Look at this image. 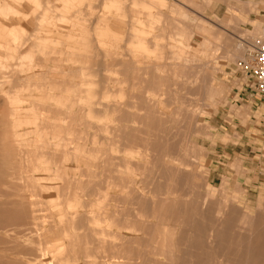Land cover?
I'll use <instances>...</instances> for the list:
<instances>
[{
    "label": "rangeland",
    "instance_id": "374dc122",
    "mask_svg": "<svg viewBox=\"0 0 264 264\" xmlns=\"http://www.w3.org/2000/svg\"><path fill=\"white\" fill-rule=\"evenodd\" d=\"M58 1L0 0V264H264V0Z\"/></svg>",
    "mask_w": 264,
    "mask_h": 264
},
{
    "label": "bare ground",
    "instance_id": "6f19581e",
    "mask_svg": "<svg viewBox=\"0 0 264 264\" xmlns=\"http://www.w3.org/2000/svg\"><path fill=\"white\" fill-rule=\"evenodd\" d=\"M57 1H58V0H57ZM58 2H59V1H58ZM60 2H62V1H60ZM10 3H13V1H12V2H9L8 5H6L7 9L13 11V15H12V16H13V19H14V18H19L20 15H18V14H19L20 12H19V10L17 11V9H18V8H17V7H18L17 4L15 3L16 7H11V6L9 5ZM51 5H52V4H51ZM63 5H64V3H63ZM70 5H71V4H70ZM53 6H54V5H53ZM53 6H52V7H53ZM16 8H17V9H16ZM7 9H6V10H7ZM52 9H53V8H52ZM62 9H65V8H62ZM56 10H57V9H56ZM65 10H68V9H65ZM1 11H2V10H1ZM21 12H22V10H21ZM57 12H58V11H57ZM1 14H2V13H1ZM57 14H58V13H57ZM5 17H6V16H5ZM7 17H8V16H7ZM33 17H34V16H33ZM49 17H50V16H49ZM31 19H32V18H31ZM54 19H55V18H54ZM79 20H80V19H79ZM99 20H101V19H99ZM51 21H52V20H51ZM82 22H83V21H82ZM87 22H88V21H87ZM20 25H21V24H20ZM41 27H42V26H41ZM64 27H65V26H64ZM69 27H70V26H69ZM60 28H61V27H60ZM67 28H68V27H67ZM63 29H64V28H63ZM91 29H92V28H91ZM59 32L61 33V31H59ZM59 32H58V33H59ZM94 32H95V31H94ZM64 34H66V33L64 32ZM69 36H70V35H69ZM30 37H31V36H30ZM35 37H36V35H35ZM70 37H71V36H70ZM17 38H19V37H17ZM25 38H26V37H25ZM33 38H34V37H33ZM258 39H262V38H258ZM258 39L256 38V39L253 40V44H252V46H251V50H250L249 55L251 54V52H252V50H253V47H254L255 41L258 40ZM16 40H17V39H16ZM16 40H15V41H16ZM22 40H23V39H22ZM36 40L39 41V39H36ZM41 40H42V38H41ZM71 40H72V37H71ZM33 41H34V40H33ZM35 42H36V41H35ZM18 43H19V42H18ZM17 45H18V44H17ZM7 47H8V46H7ZM20 47H21V45H18V46H17V48H20ZM239 47H240V45H239ZM41 48H42V47H41ZM63 52H64V51H63ZM66 54H67V53H66ZM68 55H70V54H68ZM249 55H248V58H249ZM70 56H71V55H70ZM71 57H72V56H71ZM76 59H77V58H76ZM80 60H82V59H80ZM1 66H2V65H1ZM31 66H32V65H31ZM42 66H43V65H42ZM170 66H171V65H170ZM171 67H172V66H171ZM19 68H20V67H19ZM70 68H71V67H70ZM29 69H30V68H29ZM31 69H32V68H31ZM38 69H39V68H38ZM49 69H50V68H49ZM52 69H53V68H52ZM52 69H51V70H52ZM172 69H173V68H172ZM174 69H175V68H174ZM40 70H42V69H40ZM46 70H47V69H46ZM51 70H50V71H51ZM17 71H18V70H17ZM20 71H21V68H20ZM28 71H29V70H28ZM28 71H27V72H28ZM32 71H33V70H32ZM65 71H66V70H65ZM67 71H68V70H67ZM74 71H75V70H74ZM77 71H78V70H77ZM147 71H148V70H147ZM21 72H24V71L22 70ZM30 72H31V71H30ZM46 72H47V71H46ZM7 73H8V72H7ZM10 73H11V72H10ZM12 73H13V72H12ZM35 73H36V72H35ZM91 73H92V71H91ZM98 73H99V70H98ZM13 74H14V73H13ZM24 74H25V73H24ZM26 74H27V73H26ZM42 74H44V73H42ZM49 74H51V73H49ZM66 74H67V73H66ZM92 74H93V73H92ZM145 74H146V73H145ZM27 75H28V74H27ZM34 75H35V74H34ZM46 75H47V73H46ZM56 75H57V74H56ZM36 76H38V75H36ZM39 76H40V75H39ZM41 76H42V75H41ZM50 76H51V75H50ZM64 76H65V75H64ZM68 76H69V75H68ZM24 77H25V76H24ZM52 77H54V76H52ZM34 78H36V77H33V78L31 77V78H29V79H34ZM37 78H38V77H37ZM46 78H47V77H46ZM50 78H51V77H50ZM69 78H70V77H69ZM18 79H19V78H18ZM57 79H58V78H57ZM57 79H56V80H57ZM62 79H63V78H62ZM153 79H154V78H153ZM12 80H13V79H11V81H12ZM24 80H26V79H24ZM39 80H40V78H39ZM52 80H53V79H52ZM8 81H9V80H8ZM16 81H17V80H16ZM37 81H38V80H37ZM44 81H46V80H44ZM60 81H62V80H60ZM83 81H84V80H83ZM6 82H7V81H6ZM14 82H15V81H14ZM22 82H24V81H22ZM67 82H68V81H67ZM10 83H11V82H10ZM18 83H19V82H18ZM25 83H26V82H25ZM7 84H8V83H7ZM56 84H57V83H56ZM150 85H151V84H150ZM48 86H49V85H48ZM50 86H51V85H50ZM146 86H147V85H146ZM151 86H152V85H151ZM9 87H10V86H9ZM9 87H8V88H9ZM147 87H148V86H147ZM22 88H23V87H22ZM63 89H64V88H63ZM66 89H67V88H66ZM68 89H69V88H68ZM21 91H22V89H21ZM60 91H61V90H60ZM63 91H64V90H63ZM67 91H68V90H67ZM73 91L79 92V91H77V90H73ZM70 92H71V91H70ZM76 92H74L73 95H75ZM96 92H97V91H95V93H96ZM53 93H54V92H53ZM56 93H57V92H56ZM19 94H20V93H19ZM17 95H18V94H17ZM76 95H77V94H76ZM78 95H79V93H78ZM98 95H99V94H98ZM18 96H19V95H18ZM18 98H19V97H18ZM20 98H22V97H20ZM29 98H30V97H29ZM70 99H71V98H70ZM17 101H18V100H17ZM47 112H48V111H47ZM15 113H16V112H15ZM17 113H18V112H17ZM146 115H147V114H146ZM148 115H150V112H149ZM71 116H72V115H71ZM71 116H70V117H71ZM81 116H82V115H81ZM153 116H154V115H153ZM150 117H151V116H150ZM136 118H137V117H135V119H136ZM146 118L148 119V117H146ZM146 118H145V119H146ZM132 119H133V118H132ZM137 119H138V118H137ZM149 119H150V118H149ZM140 120H141V119H140ZM147 121H149V120H147ZM65 122H66V121H65ZM67 122H68V121H67ZM65 124H66V123H65ZM146 125H147V123H146ZM66 126H68V125H66ZM93 126H94V125H93ZM72 127H73V126H72ZM44 128H45V127H44ZM90 128H91V126H90ZM140 128H141V127H140ZM66 129H67V128H66ZM125 129H126V128H125ZM142 129H143V128H142ZM61 130H62V129H61ZM148 130H149V129H148ZM148 130H147V131H148ZM139 131H140V130H139ZM64 132H65V131H64ZM73 132H74V131H73ZM134 133H135V132H134ZM73 134H74V133H73ZM133 135H134V134H132V136H133ZM126 136H127V135H126ZM153 136H154V134H153ZM5 137H6V136H5ZM87 137H88V136H87ZM156 137H157V136H156ZM15 138H17V137L15 136ZM67 138H68V137H67ZM90 138H91V137H90ZM125 138H126V137H125ZM148 138H149V137H148ZM17 139H18V138H17ZM143 139H145V138H143ZM2 140H3V139H2ZM4 140H5V139H4ZM126 140H127V139H126ZM145 140H147V139H145ZM59 141H60V140H59ZM64 142H65V141H64ZM53 143L55 144L56 142H53ZM67 143H69V142H67ZM74 143H75V142H74ZM95 143H96V142H95ZM22 144H23V143H22ZM56 144H57V143H56ZM70 144H71V143H70ZM80 144H81V142H80ZM89 144H90V143H89ZM68 145H69V144H68ZM69 146H70V145H69ZM125 146H126V145H125ZM88 147H90V146L88 145ZM156 147L158 148V146H156ZM83 148H84V147H83ZM91 148H92V147H91ZM84 149H85V148H84ZM97 149H98V148H97ZM128 149H129V148H128ZM58 150H59V149H58ZM130 150H132V149H130ZM145 150H146V149H145ZM95 151H96V150H95ZM86 152H87V151H86ZM161 153H162V152H161ZM93 154H94V153H93ZM162 154H164V153H162ZM20 156H21V155H20ZM64 157H65V156H64ZM73 157H74V156H73ZM25 158H26V157H25ZM78 158H80V157H78ZM82 158H83V157H82ZM156 158H158V157H155V160H156ZM162 158H163V157H162ZM119 159H120V158H119ZM144 159H145V158H144ZM159 159H161V158H159ZM163 159H164V158H163ZM163 159H162V160H163ZM146 160H147V159H146ZM157 160H158V159H157ZM157 160H156V161H157ZM170 160H172V159H170ZM79 161H80L81 163L83 162L82 159L79 160ZM99 161H100V160H99ZM152 161H153V160H152ZM159 161H160V160H159ZM74 162H75V161H74ZM101 162H102V161H101ZM164 162H165V161H164ZM12 163H13V162H12ZM61 163L63 164V162H61ZM77 163H78V162H77ZM85 163H86V162H85ZM102 163H103V162H102ZM102 163H100V164H102ZM161 163H162V162H161ZM20 164H21V163H20ZM91 164H92V163H91ZM91 164H88V165H91ZM100 164H98V165L100 166ZM151 164H152V163H151ZM75 165H76V164H75ZM83 165H84V164H83ZM93 165H94V163H93ZM129 165H130V164H129ZM138 165H139V164H138ZM146 165H147V164H146ZM167 165H168V164H167ZM12 166H13V165H12ZM63 166H64V165H63ZM79 166H80V165H79ZM85 166H86V165H85ZM103 166H104V164H103ZM64 167H65V166H64ZM72 167H73V166H72ZM76 167H78V166H76ZM81 167H82V166H81ZM134 167H135V166H134ZM137 167H138V166H137ZM143 167H144V166H143ZM84 168H85V167H84ZM86 168L88 169L87 166H86ZM90 168H91V166H90ZM90 168H89V169H90ZM96 168H98V167H96ZM174 168H175V167H174ZM174 168H173V171H174ZM79 169H80V168H79ZM143 169H145V167H144ZM164 169H165V167H164ZM76 170H77V169H76ZM94 170H95V168H94ZM97 170H99V169H97ZM101 170H103V169H101ZM110 170H111V169H110ZM119 170H120V169H119ZM130 170H131V169H130ZM165 170H166V169H165ZM175 170H176V169H175ZM95 171H96V170H95ZM160 171H161V170H160ZM160 171H159V172H160ZM180 171H181V170H180ZM134 172H135V171H134ZM144 172H145V170H144ZM166 172H167V171H166ZM176 172H177V171H176ZM60 173H61V172H60ZM89 173H92V172H89ZM94 173H95V172H94ZM97 173H98V172H97ZM102 173H103V172H102ZM178 173H179V172H178ZM180 173H181V172H180ZM166 174H167V173H166ZM162 175L164 176V174H162ZM162 175H161V176H162ZM172 175H173V174H172ZM94 176H95V175H94ZM108 176H109V175H108ZM181 176H182V175H181ZM181 176H180V177H181ZM72 177H73V176H72ZM72 177H71V178H72ZM110 177H111V176H110ZM123 177H124V176H123ZM172 177H173V176H172ZM78 178H79V177H78ZM119 178H120V177H119ZM147 178H148V177H147ZM147 178H146V179H147ZM169 178H170V177H169ZM174 178H175V177H174ZM182 178H183V176H182ZM80 179H82V178H79V180H80ZM86 179H87V178H86ZM88 179H89V178H88ZM129 179H130V178H129ZM163 179H165V178H163ZM178 179H179V178H178ZM77 180H78V179H77ZM148 180H149V179H148ZM183 180H184V179H183ZM185 180H186V179H185ZM83 181H84V180H83ZM92 181H93V180H92ZM108 181H109V180H108ZM121 181H122V180H121ZM129 181H130V180H129ZM169 181H170V180H166V183H165V184H167V182H169ZM172 181H173V180H172ZM76 182H77V181H76ZM110 182H111V181H110ZM140 182H141V181H140ZM140 182H139V184H140ZM154 182H155V181H154ZM162 182H163V181H162ZM170 182H171V181H170ZM111 183H112V182H111ZM113 183H114V182H113ZM136 183H137V181H136ZM141 183H142V182H141ZM172 183H174V182H172ZM177 183H179V182H177ZM116 184H117V182H116ZM139 184H138V185H139ZM163 184H164V183H163ZM90 185H91V184H90ZM112 185H113V184H112ZM170 185H171V183H170ZM174 185H175V183H174ZM177 185H178V184H177ZM177 185H176V186H177ZM75 186H76V185H75ZM93 186H95V185H93ZM93 186H92V187H93ZM117 186H118V185H117ZM121 186H122V185H121ZM171 186H173V185H171ZM171 186H170V187H171ZM109 187H110V184H109ZM113 187H114V186H113ZM136 187H137V186H136ZM139 187H140V186H139ZM76 188H77V187H76ZM133 188H134V187H133ZM144 188H145V187H144ZM89 189H90V188H89ZM91 189H92V188H91ZM108 189H109V188H108ZM167 189H168V188H167ZM149 190H150V189H149ZM169 190H170V189H169ZM171 190H172V189H171ZM122 191H123V190H122ZM75 192H76V191H75ZM98 192H99V191H98ZM146 192H147V191H146ZM167 192H168V191H167ZM88 193H89V192H88ZM107 194H108V193H107ZM84 196H85V195H84ZM86 196H87V195H86ZM107 196H108V195H107ZM74 197H76V196H74ZM111 197H112V196H111ZM209 197H210V196H209ZM108 198H110V197L108 196ZM113 198H115V197H113ZM168 198H169V197H168ZM168 198H167V199H168ZM77 199H79V198H77ZM80 199H81V198H80ZM89 199H90V198H89ZM146 199H148V198H146ZM83 200H84V199H83ZM91 200H92V199H91ZM149 200H150V199H149ZM164 200H165V199H164ZM169 200H170V199H169ZM43 201H44V200H43ZM113 201H114V199H113ZM116 202H117V201H116ZM116 202H115V203H116ZM127 202H129V201H127ZM153 202H154V201H153ZM160 202H161V201H160ZM170 202H171V201H170ZM174 202H175V201H174ZM167 203H168V202H167ZM110 204H111V203H110ZM122 204H123V203H122ZM162 204H164V203H162ZM165 204H166V202H165ZM117 205H118V204H117ZM185 205H187V204H185ZM114 206H115V205H114ZM120 206H121V205H120ZM125 206H126V205H125ZM129 206H130V205H129ZM169 206H171V205L169 204ZM178 206H179V205H178ZM180 206H181V205H180ZM131 207H132V206H131ZM185 207H187V206H185ZM112 208H113V207H112ZM147 208H148V207H147ZM171 208H172V207H171ZM175 208H177V207H175ZM153 209H154V208H153ZM180 209H181V208H180ZM180 209H179V210H180ZM94 210H95V209H94ZM132 210H133V209H132ZM166 210H167V207H166ZM168 210H169V208H168ZM186 210H187V208H186ZM186 210H185V211H186ZM241 210H242V209H241ZM80 211H81V210H80ZM91 211H93V210H91ZM176 211H177V210H176ZM187 211H188V210H187ZM95 212H96V211H95ZM97 212H99V211H97ZM112 212H113V211H112ZM112 212H111V213H112ZM135 212H136V211H135ZM157 212H158V211H157ZM183 212H184V210H183ZM183 212L181 211L179 214L182 216L181 213H183ZM203 212H204V211H203ZM77 213H78V211H77ZM81 213H83V212H81ZM89 213L91 214V212H89ZM93 213H94V212H93ZM105 213L107 214V212H105ZM163 213H164V212H163ZM170 213H171V211H170ZM172 213H173V212H172ZM187 213H188V212H187ZM204 213H208V211H206V212H204ZM229 213H230V212H229ZM44 214H45V213H44ZM70 214H71V213H70ZM72 214H73V213H72ZM74 214H75V213H74ZM148 214H149V213H148ZM165 214H166V213H165ZM168 214H169V213H168ZM226 214H227V213H226ZM226 214H225V215H226ZM232 214H233V213H232ZM232 214H230V215H232ZM46 215H47V214H46ZM115 215L118 216L117 214H115ZM127 215L129 216V213H128ZM170 215H171V214H170ZM183 215H184V213H183ZM200 215H201V214H200ZM108 216H110V215H108ZM160 216H161V215H160ZM165 216H166V215H165ZM167 216H168V215H167ZM167 216H166V217H167ZM203 216H206V215H201V217H203ZM227 216H229V214H228ZM39 217H42V216H39ZM48 217H49V216H48ZM111 217H112V216H111ZM158 217H159V214H158ZM185 217H186V215H185ZM50 218H51V217H50ZM146 218H147V217H146ZM170 218H171V220L173 221V223H175V222H176L175 220H176L177 218H180V217H179V216L177 217L176 214H175V218H176L175 220H173L172 217H170ZM198 218H199V217H198ZM161 219H162V218H161ZM181 219H182V218H181ZM181 219H179V221H180ZM183 219H184V221H185V218H183ZM200 219H201V218H200ZM203 219H204V218H202V220H203ZM206 219H207V218H206ZM46 220H47V219H46ZM50 220H51V219H50ZM52 220H53V219H52ZM186 221H189V220L186 218ZM78 222H79V221H78ZM129 222H130V221H129ZM190 222H192V221H190ZM198 222H199V221H198ZM260 222H261V221H260ZM162 223H163V222H161V224H162ZM164 223H165V222H164ZM181 223H182V222H181ZM187 223H188V222H187ZM101 224L104 226L105 223H101ZM106 224H107V223H106ZM106 224H105V226H106ZM108 224H109V222H108ZM131 224H132V223H131ZM144 224H145V223H144ZM167 224H168V223H167ZM179 224H180V222H179ZM195 224H196V223H195ZM206 224H208V222H207ZM254 224H255V223H254ZM53 225H54V224H53ZM172 225H173V224H172ZM103 226H102V227H103ZM179 226H180V225H179ZM189 226H190V225H189ZM198 226H199V225H198ZM170 227H171V226H170ZM170 227H169L170 230H169V231H166L167 233L171 231L172 228H170ZM181 227H182V225H181ZM210 227H212V226H210ZM76 228H77V227H76ZM167 228H168V227H167ZM44 229H45V226H44ZM51 229H52V228H51ZM54 229H55V227H54ZM100 229H101V228H100ZM145 229H146V228H145ZM159 229H160V228H159ZM161 229H162V228H161ZM164 229H165V228H164ZM175 229H176V228H175ZM177 229H178V228H177ZM78 230H79V229H78ZM102 230H103V229H102ZM179 230H180V229H179ZM213 230H214V229H213ZM53 231H54V230H53ZM117 231H119V230H117ZM172 231H173V230H172ZM199 231H200V229H199ZM105 232H107V231H105ZM152 232H153V231H152ZM152 232H151V233H152ZM156 232H157V231H156ZM156 232H155V234H156ZM158 232H161V231H158ZM175 232H176V231H175ZM179 232H180V231H179ZM204 232H205V231H204ZM114 233H115V232H114ZM121 233H122V232H121ZM163 233H164V232H163V230H162V234H163ZM195 233H196V232H195ZM207 233H208V232H207ZM209 233H210V231H209ZM116 234H117V233H116ZM116 234H115V235H116ZM152 234H153V233H152ZM155 234H154V236H155ZM189 234H190V231H189ZM201 234H202V233H201ZM241 234H242V233H241ZM157 235H158V234H157ZM160 235H161V233H160ZM160 235H159V236H160ZM175 235H176V234H175ZM178 235H179V234H178ZM239 235H240V233H239ZM252 235H253V234H252ZM254 235H255V233H254ZM126 236H127V235H126ZM151 236H152V235H151ZM161 236H162V235H161ZM163 236H164V235H163ZM108 237H109V236H108ZM120 237H121V236H119V238H120ZM129 237H130V235H129ZM155 237H157V236H155ZM155 237H154V238H155ZM174 237H175V236H174ZM174 237H173V238H174ZM212 237H213V236H212ZM82 238H83V237H82ZM120 239H122V238H120ZM152 239H153V237H152ZM156 239H157V238H156ZM156 239H155V240H156ZM161 239H162V237H161ZM164 239H165V238H164ZM169 239H170V237H169L167 240L169 241ZM182 239H183V238H182ZM190 239H191V238H190ZM122 240H123V239H122ZM146 240H147V239H146ZM155 240H153V241H155ZM73 241H74V240H73ZM164 241H165V240H164ZM191 241H192V239H191ZM211 241H212V240H211ZM120 242H121V241H120ZM158 242H159V241H158ZM160 242H161V241H160ZM160 242H159V243H160ZM113 243H114V242H113ZM117 243H119V242H117ZM159 243H158V245H159ZM163 243H164V242H163ZM166 243H167V242H166ZM166 243H165V244H166ZM173 243H175V241H173ZM187 243H188V242H187ZM189 243H190V242H189ZM211 243H212V242H211ZM228 243H229V242H228ZM79 244H80V243H79ZM206 244H207V243H206ZM215 244H216V243H215ZM215 244H214V245H215ZM217 244H218V243H217ZM87 245H88V244H87ZM123 245H124V244H123ZM152 245H153V244H152ZM166 245H167V244H166ZM176 245H177V243H176ZM208 245H209V244H208ZM208 245H207V246H208ZM235 245H236V244H235ZM77 246H78V245H77ZM212 246H213V245H212ZM156 247H157V246H156ZM161 247L163 248V246H161ZM175 247H176V246H175ZM177 247H178V246H177ZM190 247H191V246H190ZM196 247H197V246H196ZM215 247H216V246H215ZM106 248H107V247H106ZM172 248H173V247H172ZM172 248H171L170 250H172ZM213 248H214V246H213ZM48 249H49V248H48ZM166 249H167V248H166ZM185 249H186V248H185ZM187 249H188V248H187ZM187 249H186V251H187ZM106 250H107V249H106ZM161 250H162V249H161ZM163 250H165V249H163ZM180 250H181V249H180ZM191 250H192V249H191ZM201 250H202V249H201ZM172 251H173V250H172ZM175 251H176V250H175ZM104 252H105V251H104ZM161 252H162V251H161ZM187 252H188V251H187ZM119 253H120V252H119ZM144 253H145V252H144ZM165 253H166V252H165ZM176 253H177V252H176ZM179 253H181V252L179 251ZM182 253H183V252H182ZM189 253H190V252H189ZM106 254H107V253H106ZM174 254H175V253H174ZM191 254H192V252H191ZM191 254H190V256H191ZM234 254H235V253H234ZM134 255L136 256L135 253H134ZM171 255H172V254H171ZM175 255H176V254H175ZM175 255H174V258H175ZM71 256H72V255H71ZM172 256H173V255H172ZM178 256H180V255H178ZM188 256H189V255H188ZM76 257H77V256H76ZM108 257H109V256H108ZM114 257H115V256H114ZM119 257H120V256H119ZM119 257H118V258H119ZM127 257H128V256H127ZM45 258H46V257H45ZM45 258H44V259H45ZM70 258H71V257H70ZM129 258H130V257H129ZM136 258H137V257H136ZM136 258H135V259H136ZM180 258H181V257H180ZM190 258H191V257H190ZM227 258H228V257H227ZM92 259H94V258H92ZM109 259H110V257H109ZM114 259H115V258H114ZM132 259H133V258H132ZM164 259H165V258H164ZM169 259H170V258H169ZM209 259H210V258H209ZM211 259H212V258H211ZM221 259H222V257H221ZM155 260H156V259H155ZM159 260H160V259H159ZM165 260H166V259H165ZM172 260H173V258H171L170 261L172 262ZM183 260H184V258H183ZM183 260H182V261H183ZM186 260H187V259H186ZM80 261H81V260H80ZM82 261H83V260H82ZM94 261H95V260H94ZM113 261H115V260H113ZM157 261H158V260H157ZM170 261H169V262H170ZM224 261H225V260H224ZM126 262H127V261H126ZM126 262H125V264H126ZM151 262H152V261H151ZM160 262H162V261H160ZM164 262H166V261H164ZM169 262L167 261V263H169ZM177 262H179V261L177 260ZM245 262H246V260H245ZM76 263H77V262H76ZM87 263H88V262H87ZM106 263H107V262H106ZM172 263H173V262H172ZM219 263H220V262H219ZM223 263H224V262H223ZM119 264H120V263H119ZM128 264H130V263H128ZM155 264H156V263H155ZM181 264H183V263H181Z\"/></svg>",
    "mask_w": 264,
    "mask_h": 264
},
{
    "label": "built area",
    "instance_id": "2783aa9c",
    "mask_svg": "<svg viewBox=\"0 0 264 264\" xmlns=\"http://www.w3.org/2000/svg\"><path fill=\"white\" fill-rule=\"evenodd\" d=\"M247 68L253 91L264 99V38L255 41Z\"/></svg>",
    "mask_w": 264,
    "mask_h": 264
},
{
    "label": "crops",
    "instance_id": "0c3cea01",
    "mask_svg": "<svg viewBox=\"0 0 264 264\" xmlns=\"http://www.w3.org/2000/svg\"><path fill=\"white\" fill-rule=\"evenodd\" d=\"M260 2H261V0H260ZM260 13L262 14V18L260 19V21L258 23L264 24V23H262V19L264 18V11L263 10H260ZM251 16H253V15H251Z\"/></svg>",
    "mask_w": 264,
    "mask_h": 264
}]
</instances>
